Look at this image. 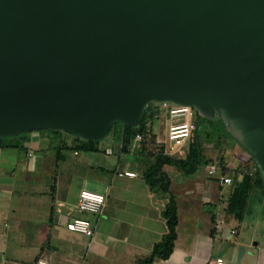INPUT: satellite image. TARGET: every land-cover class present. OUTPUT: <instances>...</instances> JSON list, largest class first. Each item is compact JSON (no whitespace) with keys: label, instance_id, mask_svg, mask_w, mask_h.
Segmentation results:
<instances>
[{"label":"water","instance_id":"95a60500","mask_svg":"<svg viewBox=\"0 0 264 264\" xmlns=\"http://www.w3.org/2000/svg\"><path fill=\"white\" fill-rule=\"evenodd\" d=\"M151 102L220 118L264 178V0H0V137L100 140Z\"/></svg>","mask_w":264,"mask_h":264},{"label":"crops","instance_id":"0c3cea01","mask_svg":"<svg viewBox=\"0 0 264 264\" xmlns=\"http://www.w3.org/2000/svg\"><path fill=\"white\" fill-rule=\"evenodd\" d=\"M152 111L135 148H122L123 127L92 141L51 130L3 141L0 264H34L38 257L52 264H139L167 231L163 210L171 197L178 216L174 247L168 258L152 264H206L216 256L234 264H264V198L250 199L244 218L237 222L229 216L230 224L225 220L230 186L208 176L205 165L186 174L164 164L168 189L148 185L143 173L155 155L163 153L170 121L166 116L160 129ZM207 128L198 136L210 162L223 160L231 170L256 174L255 164L233 139L208 137L215 129ZM193 139L194 131L180 156H169L185 157ZM124 171L136 175H120ZM82 189L104 195L98 213L78 208ZM74 217L88 219L93 234L68 230L66 222ZM219 219L224 221L221 226ZM232 228L235 236L228 234Z\"/></svg>","mask_w":264,"mask_h":264},{"label":"trees","instance_id":"16d2710c","mask_svg":"<svg viewBox=\"0 0 264 264\" xmlns=\"http://www.w3.org/2000/svg\"><path fill=\"white\" fill-rule=\"evenodd\" d=\"M150 110L151 103L148 104L144 119L139 125H128L121 122H117L114 124V126L118 123L123 125L122 148L124 150L127 149V147L131 144V141L136 133L145 134V119L149 115ZM201 123H204L205 130L208 129V126L218 124L217 127H214L215 134L209 132L207 133L208 137H216L218 139H233L230 133L224 127L223 122L220 118L215 117L209 119L198 115L197 127L194 130V139L190 142L188 146L187 155L183 158H174L170 157L167 154L158 152L155 155L153 161L144 171L143 176L151 188H162V190L164 191L168 189L169 181L166 178L165 173L161 169L164 164L173 165L186 174H192L196 172L198 168L210 162L209 159L203 153V145L199 140L198 136L200 133ZM54 132L61 133L58 131ZM23 134L25 133L18 134L16 136ZM11 137L13 136L0 137V146L4 145V140L10 139ZM236 144L241 149V151L248 155L249 159H251L252 162L255 164L252 156L237 142ZM219 163L222 166V174H229L233 177V184L229 187V193L226 200L227 202L225 206V212L233 220L239 222L244 218L250 199H253L258 196L261 199L264 198V178L256 164V174L249 175L247 172H244L241 168L234 170L229 169L226 166L225 161L223 160H220ZM163 216L166 221L167 231L162 236L161 240L154 244L150 253L140 260L139 264H152L155 259H166L172 253L174 247V240L176 239V226L178 224L177 207L175 199L173 197L170 198V201L168 202L166 208L163 210Z\"/></svg>","mask_w":264,"mask_h":264},{"label":"built area","instance_id":"2783aa9c","mask_svg":"<svg viewBox=\"0 0 264 264\" xmlns=\"http://www.w3.org/2000/svg\"><path fill=\"white\" fill-rule=\"evenodd\" d=\"M157 105L166 112L169 118L167 127V144L164 146L163 153L172 156H180V149L185 142L191 137L193 131L197 127L198 112L186 105H177L171 102H157ZM143 139L141 133H136L131 141V148L138 147L137 143ZM205 170L210 177H216L222 185L231 186L233 184V177L229 174H222V166L218 161H211L205 166ZM251 174V173H250ZM120 175L135 176L133 171H124ZM105 201L102 193L82 189L79 192L77 199V206L80 210L98 213ZM221 221H218V226H221ZM66 228L70 231L81 233L85 236H91L93 229L88 219L84 217H74L66 222ZM229 235L235 236L236 230L234 228L228 231ZM34 264H52L46 258L38 257ZM206 264H234L229 262L221 256L211 257Z\"/></svg>","mask_w":264,"mask_h":264},{"label":"rangeland","instance_id":"374dc122","mask_svg":"<svg viewBox=\"0 0 264 264\" xmlns=\"http://www.w3.org/2000/svg\"><path fill=\"white\" fill-rule=\"evenodd\" d=\"M160 107L157 105V102H151V109L153 110L152 111V113L151 114H153L152 116H153V118L154 119H156L157 121H161V125H160V129H163L162 127H164L163 125H162V121H163V119L167 116V114H166V112L164 111V110H160L159 109ZM214 127H217L218 126V124H214L213 125ZM122 127H123V125L122 124H116L114 127H113V129L114 130H121L122 129ZM112 129V130H113ZM111 130V131H112ZM206 130H205V125H204V123H201L200 124V132H201V134H203L204 132H205ZM111 133V132H110ZM247 167V165H245L244 164V168H246ZM208 175V174H207ZM207 178H208V176H207ZM261 205V203H260V201H259V199H256V205L258 206V205ZM262 207V206H261ZM225 220H226V222L228 223H230V220H229V216L225 213ZM219 221H221V223H223L224 221H223V219H219ZM231 224V223H230ZM247 233V232H246ZM259 240V239H258Z\"/></svg>","mask_w":264,"mask_h":264}]
</instances>
